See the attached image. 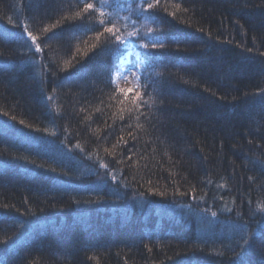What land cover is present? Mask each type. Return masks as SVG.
<instances>
[{"label": "trees", "instance_id": "obj_1", "mask_svg": "<svg viewBox=\"0 0 264 264\" xmlns=\"http://www.w3.org/2000/svg\"><path fill=\"white\" fill-rule=\"evenodd\" d=\"M0 264H264V0H0Z\"/></svg>", "mask_w": 264, "mask_h": 264}, {"label": "rangeland", "instance_id": "obj_2", "mask_svg": "<svg viewBox=\"0 0 264 264\" xmlns=\"http://www.w3.org/2000/svg\"><path fill=\"white\" fill-rule=\"evenodd\" d=\"M137 68L138 67L136 66V61L133 62L131 59H129L128 61L125 60L122 63L119 72L117 73L118 78L120 79V83L122 85H126V87L128 86L129 88L133 89L136 86V82L133 81L131 76L133 71H135Z\"/></svg>", "mask_w": 264, "mask_h": 264}]
</instances>
